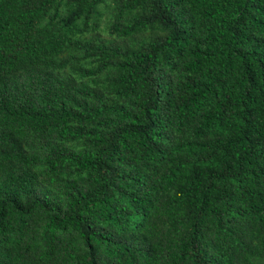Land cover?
I'll return each mask as SVG.
<instances>
[{"label": "trees", "instance_id": "trees-1", "mask_svg": "<svg viewBox=\"0 0 264 264\" xmlns=\"http://www.w3.org/2000/svg\"><path fill=\"white\" fill-rule=\"evenodd\" d=\"M0 264H264V0H0Z\"/></svg>", "mask_w": 264, "mask_h": 264}]
</instances>
